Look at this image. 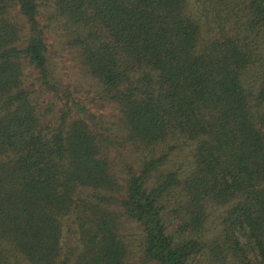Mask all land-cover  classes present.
Masks as SVG:
<instances>
[{
	"label": "trees",
	"instance_id": "obj_1",
	"mask_svg": "<svg viewBox=\"0 0 264 264\" xmlns=\"http://www.w3.org/2000/svg\"><path fill=\"white\" fill-rule=\"evenodd\" d=\"M0 264H264V0H0Z\"/></svg>",
	"mask_w": 264,
	"mask_h": 264
},
{
	"label": "rangeland",
	"instance_id": "obj_2",
	"mask_svg": "<svg viewBox=\"0 0 264 264\" xmlns=\"http://www.w3.org/2000/svg\"><path fill=\"white\" fill-rule=\"evenodd\" d=\"M60 34L61 33L58 31L57 33L56 32L50 33L51 69L53 73L52 77L55 82H57V80H59V82L61 81L63 87L65 85H67L68 88L69 86H71L69 88L70 90L79 91V93H81L82 91H88L90 88V80L85 78V76L81 73V71L77 67V61H75L73 55L65 49V46L62 44L61 41L62 38L59 36ZM55 78H57V80ZM79 95L82 97H86L85 95L87 94L85 95L79 94ZM84 102L86 103L89 102V99L87 97L85 99H80V104H83ZM106 114H110V112L108 111V113ZM186 158H187L186 150L183 149L178 155L177 154L175 155L173 159V164H175L176 166H180L181 163L186 162L185 161ZM216 223H218V219H216ZM214 229H215L214 226L210 227V230H214Z\"/></svg>",
	"mask_w": 264,
	"mask_h": 264
}]
</instances>
